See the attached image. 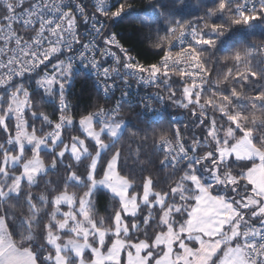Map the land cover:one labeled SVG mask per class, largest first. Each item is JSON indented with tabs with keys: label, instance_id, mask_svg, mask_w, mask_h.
I'll return each mask as SVG.
<instances>
[{
	"label": "trees",
	"instance_id": "16d2710c",
	"mask_svg": "<svg viewBox=\"0 0 264 264\" xmlns=\"http://www.w3.org/2000/svg\"><path fill=\"white\" fill-rule=\"evenodd\" d=\"M116 9L123 14L113 30L123 46L144 66L159 62L172 41L173 30L196 29L195 52L206 78L197 86L183 82L178 74L170 75L163 92L167 110L158 122L142 117L138 107H123L117 121L124 124L123 134L117 140L106 139L109 147L100 159L96 179L105 174L106 167L103 172L101 167L107 166L118 154L119 174L132 184V193L141 195L146 181L151 180L153 191L171 200L173 191L192 175L191 167L210 161L207 155L216 150L218 141V145H223L222 140L232 130L236 131V139L251 133L255 147L264 151V50L261 48L264 8L238 16L235 8L223 0H120ZM50 67L0 91V190L4 192L22 172L18 166L8 170L11 176L2 175L5 154H16L14 148L8 147L17 130L16 118L8 114L13 96L27 95L24 122L37 138L50 144L53 141H49V133L59 123V104L65 100L68 106L66 127L57 135L64 141L53 151L39 154L43 163L52 168L33 185L23 182L20 194L0 197V220L4 221L13 244L31 253L37 264H52L48 234L59 233L56 222L62 219L54 217L55 198L70 194L80 199L91 187L87 179L91 157L79 162L71 158L60 161L57 152L72 137H86L79 127L82 119L113 104L84 74L76 75L65 91L41 88ZM176 126L181 129L193 160L171 168L164 164L159 143L171 136ZM219 167L231 170L238 165L219 164ZM166 207L155 208L152 214L155 219L149 225L145 224L144 209L138 220L141 225L153 226L154 231L163 230L160 219ZM120 209L119 200L108 191L96 189L91 194L89 213L99 228L112 230Z\"/></svg>",
	"mask_w": 264,
	"mask_h": 264
},
{
	"label": "rangeland",
	"instance_id": "374dc122",
	"mask_svg": "<svg viewBox=\"0 0 264 264\" xmlns=\"http://www.w3.org/2000/svg\"><path fill=\"white\" fill-rule=\"evenodd\" d=\"M64 70L63 64H56L55 75L47 73L40 87L65 91L71 85V78ZM11 104L8 114L16 118L17 130L8 147L14 148L16 154H5L2 175L5 178L11 176L8 170L18 166L22 172L7 192L0 190L2 198L20 194L23 182L35 184L39 176L52 168L43 163L40 152L53 151L64 141L58 136L50 144L28 130L24 122L27 95L13 96ZM98 124L94 115L82 119L79 127L86 137H72L57 152L60 161L71 158L73 162H79L91 157L87 177L91 187L80 199L70 194L55 198L54 217L62 219L56 222L59 233L48 234L52 264H169L176 254V247H182L185 241L199 243L206 240L205 237H222L227 241L213 264H247L248 238L244 229L248 225L243 227L250 224L249 221L264 220V151L255 147L251 133L246 132L236 139V131L232 130L222 140L223 145H218V141L216 150L207 155V160H211L192 166V175L173 191L170 200L169 196L153 191L151 180L146 181L141 195L132 193V184L119 174L118 154L109 160L104 176L96 179L100 159L109 147L106 139L117 140L124 131L122 123ZM93 141L94 147L91 146ZM61 153H65L63 158ZM215 158L217 160H213ZM232 163L238 168L222 170L219 167V164ZM96 189L108 191L121 204L112 230L99 228L91 220L90 197ZM187 190H192L191 196L185 194ZM187 201L193 203L191 208L186 207ZM166 206H170V210L161 220L166 231H154L153 226L141 225L138 218L144 214L143 209L147 213L145 224L149 225L155 219L152 216L155 208ZM184 208L186 212L171 215V211L179 212ZM191 231L192 234H185ZM158 247L164 251L160 252Z\"/></svg>",
	"mask_w": 264,
	"mask_h": 264
},
{
	"label": "built area",
	"instance_id": "2783aa9c",
	"mask_svg": "<svg viewBox=\"0 0 264 264\" xmlns=\"http://www.w3.org/2000/svg\"><path fill=\"white\" fill-rule=\"evenodd\" d=\"M238 16L264 8V0H223ZM120 0H0V91L19 79L34 76L47 66L63 64L71 80L78 74L92 79L97 91L112 106L94 114L98 123L120 120L123 107L139 108L149 122H158L167 110L164 90L170 75L199 86L206 78L196 56V29L172 31V41L159 62L144 66L124 47L113 28L123 14ZM264 50V43L261 46ZM53 76V75H51ZM59 123L49 133L57 138L66 127L68 106L59 104ZM164 164L175 168L193 160L181 129L159 143ZM246 261L264 264V220L250 222ZM249 243V244H248Z\"/></svg>",
	"mask_w": 264,
	"mask_h": 264
},
{
	"label": "crops",
	"instance_id": "0c3cea01",
	"mask_svg": "<svg viewBox=\"0 0 264 264\" xmlns=\"http://www.w3.org/2000/svg\"><path fill=\"white\" fill-rule=\"evenodd\" d=\"M185 194L187 195L190 194L191 196L192 190L191 191L187 190ZM192 204L193 203L187 201L186 207L191 208ZM168 210H170V206L166 207V210L162 214L160 220H162L163 215ZM184 212H186L185 208L184 210H180L179 212H176L174 210V211H171L172 213L171 215L174 217L176 214L180 215ZM195 215H196V212L194 214V217H196ZM160 223L163 227L162 231L163 232L166 231L167 230L166 227L163 226L161 221ZM247 225L248 224L246 223L243 229ZM188 232H185V234L187 235L192 234V231L191 233H188ZM204 239L206 240L200 241L199 243L195 241H192V242L185 241L182 247H179V246L176 247L175 249L176 254L173 255V259L170 260L169 264H213L216 261L215 257L219 256L221 251H224L225 246L227 245V241L226 239L222 237H214V238L205 237ZM178 240L180 242L182 241L181 238H179ZM158 250L160 252L164 251L162 250V247H158ZM159 256L163 257V253H160ZM0 258H5L7 264H37L34 256L31 253L22 251L13 244L10 238L8 229L4 221L2 220H0ZM141 264H144V263H141Z\"/></svg>",
	"mask_w": 264,
	"mask_h": 264
},
{
	"label": "snow or ice",
	"instance_id": "6c2138e0",
	"mask_svg": "<svg viewBox=\"0 0 264 264\" xmlns=\"http://www.w3.org/2000/svg\"><path fill=\"white\" fill-rule=\"evenodd\" d=\"M93 146H95V142L94 141H93ZM60 155L63 158L65 153H61ZM105 167H106V165L101 167L100 171L103 172ZM0 264H7L6 259L5 258H0Z\"/></svg>",
	"mask_w": 264,
	"mask_h": 264
}]
</instances>
